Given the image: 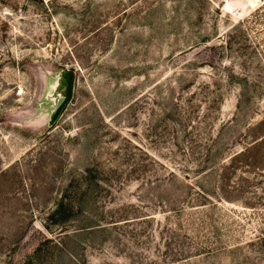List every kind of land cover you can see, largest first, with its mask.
<instances>
[{
	"label": "rangeland",
	"instance_id": "1",
	"mask_svg": "<svg viewBox=\"0 0 264 264\" xmlns=\"http://www.w3.org/2000/svg\"><path fill=\"white\" fill-rule=\"evenodd\" d=\"M0 264H264V0H0Z\"/></svg>",
	"mask_w": 264,
	"mask_h": 264
},
{
	"label": "trees",
	"instance_id": "2",
	"mask_svg": "<svg viewBox=\"0 0 264 264\" xmlns=\"http://www.w3.org/2000/svg\"><path fill=\"white\" fill-rule=\"evenodd\" d=\"M85 177H88V176H85ZM71 215H73L71 205H69V203L67 202L65 203L64 199H61L57 203L55 210L51 214V219L54 222H62V220H66ZM48 253H49L48 249L43 248V245H40L37 247L36 251L34 252V256L35 255H46Z\"/></svg>",
	"mask_w": 264,
	"mask_h": 264
},
{
	"label": "water",
	"instance_id": "3",
	"mask_svg": "<svg viewBox=\"0 0 264 264\" xmlns=\"http://www.w3.org/2000/svg\"><path fill=\"white\" fill-rule=\"evenodd\" d=\"M65 80L69 81V77L66 76ZM70 93H71V85L69 84L68 87H67V90H66V94H65V101H67L68 98L70 97Z\"/></svg>",
	"mask_w": 264,
	"mask_h": 264
}]
</instances>
